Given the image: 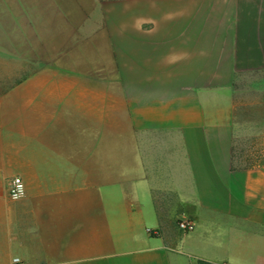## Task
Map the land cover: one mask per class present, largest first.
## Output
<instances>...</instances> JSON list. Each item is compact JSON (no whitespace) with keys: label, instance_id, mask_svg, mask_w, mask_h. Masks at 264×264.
I'll return each mask as SVG.
<instances>
[{"label":"crops","instance_id":"1","mask_svg":"<svg viewBox=\"0 0 264 264\" xmlns=\"http://www.w3.org/2000/svg\"><path fill=\"white\" fill-rule=\"evenodd\" d=\"M41 1L107 58L0 104V264H264V0Z\"/></svg>","mask_w":264,"mask_h":264},{"label":"rangeland","instance_id":"2","mask_svg":"<svg viewBox=\"0 0 264 264\" xmlns=\"http://www.w3.org/2000/svg\"><path fill=\"white\" fill-rule=\"evenodd\" d=\"M78 4L0 0V104L9 92H97L106 50L98 47L96 28L84 25L83 16L62 15ZM70 76L77 80L68 81ZM105 88L111 91L113 82H105Z\"/></svg>","mask_w":264,"mask_h":264},{"label":"built area","instance_id":"3","mask_svg":"<svg viewBox=\"0 0 264 264\" xmlns=\"http://www.w3.org/2000/svg\"><path fill=\"white\" fill-rule=\"evenodd\" d=\"M8 196L13 201H19L26 196V185L21 176H14L7 182ZM179 228L185 232L189 233L194 230L195 224L189 219H184L180 221ZM14 264H20L18 258L14 259Z\"/></svg>","mask_w":264,"mask_h":264}]
</instances>
